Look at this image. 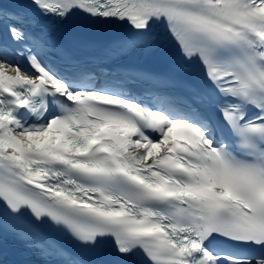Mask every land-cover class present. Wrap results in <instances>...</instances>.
<instances>
[{"label":"snow or ice","instance_id":"6c2138e0","mask_svg":"<svg viewBox=\"0 0 264 264\" xmlns=\"http://www.w3.org/2000/svg\"><path fill=\"white\" fill-rule=\"evenodd\" d=\"M71 17L117 31L75 56L48 23ZM8 237L43 264H264V0H0Z\"/></svg>","mask_w":264,"mask_h":264}]
</instances>
